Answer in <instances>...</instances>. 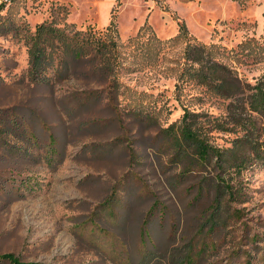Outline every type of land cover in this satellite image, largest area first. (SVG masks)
<instances>
[{
    "label": "rangeland",
    "instance_id": "374dc122",
    "mask_svg": "<svg viewBox=\"0 0 264 264\" xmlns=\"http://www.w3.org/2000/svg\"><path fill=\"white\" fill-rule=\"evenodd\" d=\"M1 3L4 15L32 28L48 21L105 29L113 21L121 66L114 80L84 60L66 78L33 82L26 47L12 34L0 38V254L40 264H132L146 249L171 252L195 239L206 246L195 264H264V166L244 171L243 194L229 201L239 212L208 232L201 224L212 196L197 193V177L179 175L163 138L183 104L224 113L225 101L192 84L176 98L188 42L181 25L194 40L226 48L221 59L254 82L264 75V0ZM212 134L219 146L234 137Z\"/></svg>",
    "mask_w": 264,
    "mask_h": 264
},
{
    "label": "trees",
    "instance_id": "16d2710c",
    "mask_svg": "<svg viewBox=\"0 0 264 264\" xmlns=\"http://www.w3.org/2000/svg\"><path fill=\"white\" fill-rule=\"evenodd\" d=\"M4 8L1 3L0 38L12 34L26 47V75L31 81L45 83L53 78H66L71 68L84 60L101 65L114 80L121 66V55L119 34L113 21L105 29L93 26L83 29L48 21L32 28L24 21L4 15ZM180 32L188 42L178 72L176 98L180 99L192 84L201 89L200 93L225 101L224 113L215 115L183 104L181 118L163 128V138L171 150L170 161L180 168L179 175L197 177V193L212 196L201 228L214 232L225 228L239 212L231 208L229 201L241 198L244 171L255 165L264 166V126L258 122V118L264 119V75L254 82L243 80L221 59L228 54L226 48L194 40L185 24L181 25ZM0 49H4L2 44ZM193 97L197 101L203 99V95ZM212 132H228L234 137L230 145L219 146L213 141ZM152 212L147 222L153 217ZM148 234L144 227L143 243ZM199 242L190 239L171 252L146 249L132 264H195L206 249L205 245L198 247ZM0 259L10 264H40L24 262L13 252L0 254ZM246 264L253 262L247 260Z\"/></svg>",
    "mask_w": 264,
    "mask_h": 264
}]
</instances>
